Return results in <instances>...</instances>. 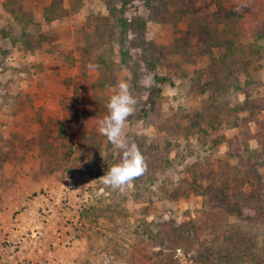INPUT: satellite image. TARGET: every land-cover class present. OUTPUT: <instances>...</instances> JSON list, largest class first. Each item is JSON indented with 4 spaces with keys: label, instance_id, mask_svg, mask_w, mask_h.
<instances>
[{
    "label": "rangeland",
    "instance_id": "rangeland-1",
    "mask_svg": "<svg viewBox=\"0 0 264 264\" xmlns=\"http://www.w3.org/2000/svg\"><path fill=\"white\" fill-rule=\"evenodd\" d=\"M121 81L148 165L123 192ZM44 189L74 205L54 264H264V0H0V243Z\"/></svg>",
    "mask_w": 264,
    "mask_h": 264
},
{
    "label": "built area",
    "instance_id": "built-area-1",
    "mask_svg": "<svg viewBox=\"0 0 264 264\" xmlns=\"http://www.w3.org/2000/svg\"><path fill=\"white\" fill-rule=\"evenodd\" d=\"M73 207L66 192L44 189L28 196L25 206L5 226L0 250L14 264H54L56 253L71 249L78 240L76 235L62 234L67 227L56 223ZM26 249L31 258L21 256Z\"/></svg>",
    "mask_w": 264,
    "mask_h": 264
},
{
    "label": "clouds",
    "instance_id": "clouds-1",
    "mask_svg": "<svg viewBox=\"0 0 264 264\" xmlns=\"http://www.w3.org/2000/svg\"><path fill=\"white\" fill-rule=\"evenodd\" d=\"M117 89L106 104L108 114L99 121L98 130L122 156L100 179L112 189L123 192L127 185L146 173L148 165L138 146L130 144L124 134L128 118L136 110L137 99L126 81L118 82Z\"/></svg>",
    "mask_w": 264,
    "mask_h": 264
},
{
    "label": "trees",
    "instance_id": "trees-1",
    "mask_svg": "<svg viewBox=\"0 0 264 264\" xmlns=\"http://www.w3.org/2000/svg\"><path fill=\"white\" fill-rule=\"evenodd\" d=\"M123 8H124V7H122V9H120V12H121L122 14H123ZM119 22H120V24H121V26H122V29L125 30V28H126V26H127L126 21H125L124 19H120ZM160 80H161V81H164V79H160ZM180 227H181L182 229H185L186 232L189 231V230H187V225H179V226H177L176 228L179 229ZM181 228H180V230H181ZM181 232H184V230H183V231L181 230Z\"/></svg>",
    "mask_w": 264,
    "mask_h": 264
},
{
    "label": "crops",
    "instance_id": "crops-1",
    "mask_svg": "<svg viewBox=\"0 0 264 264\" xmlns=\"http://www.w3.org/2000/svg\"><path fill=\"white\" fill-rule=\"evenodd\" d=\"M0 264H14V263L8 256H6L5 258H3V260L0 261Z\"/></svg>",
    "mask_w": 264,
    "mask_h": 264
}]
</instances>
